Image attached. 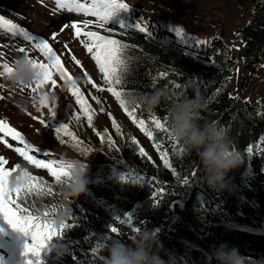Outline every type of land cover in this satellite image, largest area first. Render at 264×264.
Here are the masks:
<instances>
[{
    "label": "trees",
    "instance_id": "obj_1",
    "mask_svg": "<svg viewBox=\"0 0 264 264\" xmlns=\"http://www.w3.org/2000/svg\"><path fill=\"white\" fill-rule=\"evenodd\" d=\"M128 6L131 11L122 14L121 18L132 24L135 23V8ZM250 8L249 17L235 30L233 38L242 47L239 77L242 92L252 83L264 52V0H251ZM91 18L97 23L95 30L100 35L130 46L127 51L129 69L123 85L127 91L150 94L164 90L168 93V100L162 101L154 112H148L143 107L138 109L136 115L139 118H144L146 122L152 114L168 118L170 101L178 96L191 97L195 89L206 102L201 123L215 122L225 130L233 150L241 157V163L228 173V190L216 192L209 189L202 183V171L195 153L182 155L178 145H173L164 134L154 130V137H159L163 150L168 152L171 168H166L159 151L153 147V141L140 131L149 140V148L135 129L104 105L97 92L91 93L93 126H88L87 117L82 113H76L80 115L79 120L74 116L67 122L77 139L90 151L82 154L70 146L68 137H62L64 143L56 133L53 137L56 145L69 149L78 157L79 163L89 167L91 182L87 194L70 204L73 215L77 217L75 223L79 226L66 229L64 238H54L49 243L41 255L43 264H105L103 249L114 238L131 242L138 234L132 230L133 227L141 231L153 230L163 249L173 258V264H211L208 253L220 244L238 249L246 258V264H264V254L254 251L238 237L239 233L264 236V92L257 93L252 101L233 95L238 60L234 50L218 35L201 38L206 41L209 53L204 55L179 44H166L152 36L147 37L135 29L125 32L116 25L100 27L96 18ZM109 28L112 31H106ZM161 73L166 75L161 76ZM175 84L181 87L176 89ZM102 86L107 91L105 83L95 89ZM110 96L132 123L115 98ZM93 97L101 103L96 104ZM101 107L103 111H100ZM98 114L107 120L108 128L95 127ZM113 118L120 126L119 133L112 125ZM59 123L62 122H56ZM98 132L100 135H97ZM101 136L105 137L103 141ZM109 138L113 142L111 147ZM132 138L138 141L147 156H140ZM130 171L133 172L131 177ZM136 173L145 178L143 185L133 183ZM193 173L196 174L194 177ZM31 175L52 186L56 195L29 197L30 201L41 209L44 204L55 200L63 203L62 188L56 185L52 176ZM120 176L127 177L128 182H121ZM150 179L155 182L153 186L162 184L165 188L163 198L155 206L151 198L152 187L147 183ZM183 179H188L189 183L184 184ZM125 214H133L131 226L121 225L116 220V216L123 218ZM66 223L74 221L69 218ZM109 225L117 227L120 235L111 234ZM105 236L110 239L105 240ZM74 241L78 243L72 244ZM97 243L103 246L93 254L91 250ZM61 248L67 251L58 257ZM21 256L23 264L33 259L24 254Z\"/></svg>",
    "mask_w": 264,
    "mask_h": 264
},
{
    "label": "rangeland",
    "instance_id": "obj_2",
    "mask_svg": "<svg viewBox=\"0 0 264 264\" xmlns=\"http://www.w3.org/2000/svg\"><path fill=\"white\" fill-rule=\"evenodd\" d=\"M123 1L135 8L134 21L137 22L141 19L147 25L154 39L161 40L166 44H179L192 52L208 55L205 44L196 47L181 44L172 29L174 27L182 28L185 35L192 37L194 40L207 39L210 35L215 34L220 36L234 50L237 60L240 58L242 47L233 40L234 32L249 17L251 0H233L236 13L233 5L230 4L232 14H234V22L226 33L224 30H218L217 26L213 27V19L203 9V6L208 5L213 0H182L188 3L176 0ZM81 2H84V0H81ZM0 16L26 29L31 35L47 40L53 50L60 56L66 71L73 78L76 86L84 94L93 110L91 93L97 92L102 97L104 105L135 129L146 145L151 148L149 140L140 132L139 128L134 127L127 120L110 94L106 90L98 91L93 87V84L97 87L100 84L103 85L102 74L92 59V54L88 53L84 46L85 43H88L87 39L83 35L79 38L75 37L74 29L70 26L71 23L75 22L83 31L97 32L95 30L97 23L90 16H85L83 13L69 12L67 9L56 10L55 0H0ZM87 21H90V23L85 28L84 24ZM65 24H68L69 27L64 28ZM53 33L58 34L55 40L51 39ZM21 47L27 50L29 57L43 60L38 50L32 47V42L25 41L21 36H13L0 30V65L8 63L9 66H12L18 56H24V53L18 50ZM77 60L79 64H77ZM89 78H91V83ZM237 78L238 71L234 76L232 85L234 96L252 101L257 93L264 92V52L261 55V66L245 92L240 90ZM53 79L56 80V86L49 94L48 107L55 108L56 116L54 119L48 111V107L37 110L39 96L52 87L50 84L38 90L37 93H33L30 88L13 85L3 68L0 67V97H3L0 99V120H5L9 126L19 131L34 147L39 148L41 151L50 152V157L64 160L78 159L69 149L56 145L55 140L53 141L55 130L52 125L56 122L67 123L73 119L74 114L81 113L80 107L70 91L69 84L61 80L58 74H54ZM253 85H256V90L253 95H249L248 91ZM102 89H104L103 86ZM34 97L35 105L32 102ZM52 97L55 99L53 100ZM25 101H28V103L25 104ZM33 117H36V119H33ZM41 119L45 120L49 126L42 125L39 122ZM95 127L97 129L108 128V122L102 115L98 114ZM0 137H3L2 133H0ZM8 145H11V147ZM17 147H23V145L13 141L10 136L0 139V158L7 161L4 166L7 170L11 171L19 165L20 169L33 175L51 178L46 169L29 164L16 153L14 149ZM30 155L36 156L37 159H49V156L44 157L35 152L30 153ZM17 174L18 172L13 173L9 179L12 180ZM238 237L239 240L248 243L254 251L264 254V236L239 233ZM30 243V237L13 230L0 217V264H23L21 255L24 254L25 245Z\"/></svg>",
    "mask_w": 264,
    "mask_h": 264
},
{
    "label": "snow or ice",
    "instance_id": "obj_3",
    "mask_svg": "<svg viewBox=\"0 0 264 264\" xmlns=\"http://www.w3.org/2000/svg\"><path fill=\"white\" fill-rule=\"evenodd\" d=\"M56 10L67 9L69 12L83 13L85 16L95 17L99 26L104 27L105 25H116L119 29L125 32L128 29H135L140 33L146 34L147 37H151L152 33L149 31L148 27L144 22L139 19L135 23H127L121 18L122 14H127L131 10L128 4L122 2V0H55ZM90 21L85 22L84 27L87 28ZM71 28L74 29L75 37L79 38L83 35L88 43L84 46L87 52L92 54V59L98 66L99 72L103 74L104 83L107 85V91L115 98L119 106L123 109L125 114L131 119L132 123L136 125L139 130L150 140L153 141V147L159 151L160 157L163 160L164 166L166 168H171V164L168 159V152L164 151L162 148V143L159 137H154V130H158L160 133L164 134L165 138L176 145V143L171 139L168 118L158 117L155 114L150 116L148 122L144 118H139L136 113L138 109L142 106L137 105L135 108H129L127 106V100L132 96H146L148 93L134 94L125 89L124 79L126 73L129 69V58L127 56V51L129 49L128 44L122 43L118 39L110 38L108 36L100 35L95 31H83L82 28L75 22L71 23ZM69 27L68 24L64 25V28ZM0 30L10 33L13 36H21L25 41L32 42V47L38 50V52L43 57V60H37L29 57L27 50L24 47L18 50L24 53V56L28 58V62L31 64L32 68L41 74L40 81L31 87L33 93H37L38 90L43 89L46 85H51L48 91L42 92L39 96V107H48L49 94L52 89L56 86V80L53 79L54 74H58L59 78L63 80L66 84H69L70 91L75 97V102L80 107V112L87 117L88 126H93V109L88 101L85 99L84 94L76 86L73 78L68 74L64 65L61 62L60 56L51 47L49 42L45 39L38 38L31 35L26 29L18 26L15 23L5 19L0 16ZM63 31V29H62ZM106 31H112V29H106ZM178 41L186 46L196 47L198 45L205 44L204 40H194L192 37L186 36L182 28L174 27L172 29ZM57 33H53L51 39L55 40L57 38ZM65 47H67L65 45ZM75 59V57H73ZM46 61V62H44ZM79 64V61H76ZM4 72L10 76L13 72L11 66L8 63L0 65ZM87 75V73H85ZM161 76L166 75V73H161ZM91 83V78H89ZM118 86H120L118 88ZM95 88L96 85L93 84ZM174 87L179 89L181 86L175 84ZM103 91L104 89H98ZM3 97H0L2 99ZM96 104H100L101 101L93 97ZM35 105V97H34ZM48 111L51 113L53 119L56 116V111L54 107H48ZM100 111H103L101 107ZM77 120L80 119L79 114H74ZM36 119V117H33ZM45 127L49 124L45 120L41 119L39 121ZM112 125L116 129L117 133L120 132V126L117 124L115 119H112ZM57 138L64 143L62 137H68L71 141L70 146L82 154H87L90 150L83 146L81 141H79L76 135L70 130L67 123L53 124ZM106 131V130H105ZM0 133L3 137L10 136L13 141H17L23 145V147H17L14 149L25 161L31 165H35L37 168L46 169L48 173L55 179L56 185L60 186L62 189L70 181V168L76 161L64 160V159H37L36 156L30 155V153L35 152L41 156L48 157L51 155L48 151H41L39 148L34 147L30 144L24 136L17 131L15 128L9 126L5 120H0ZM97 135H100L98 132ZM0 137V139H3ZM103 141L104 136L100 137ZM132 143L136 144L139 150V154L142 157L147 156V153L143 147L139 146V143L135 138H132ZM109 147L112 146L113 142L111 138L108 139ZM11 147V145H8ZM179 151L183 150L179 148ZM251 152V149H249ZM150 159V157H149ZM7 163L6 160L0 158V217L15 231L22 233L24 236L30 237L31 243L26 244L24 248V255L26 257L30 256L33 259L27 260L26 264H43L41 260V255L44 250L48 247L49 243L53 239H62L65 237L66 229H73L79 225L75 223L77 217L73 215V210L70 207L71 202L67 205L55 200L51 203H46L43 205L42 209L38 208L34 201H30L29 197H52L56 195L53 192V187L46 185L44 182L40 181L37 177L32 176L29 172L19 168V165L15 166L11 171L7 170L4 166ZM81 166H87L81 163ZM18 172V174L10 180L12 174ZM173 174H175V169H173ZM133 175V172H129V177ZM193 177L196 175L192 174ZM136 179L133 181L135 184L143 185L146 181L145 178L136 173ZM120 180L123 183L128 182V178L120 176ZM184 184H188V179H183ZM147 183L152 187L151 198L153 201V206L160 202L165 193V188L162 186H153L154 181L148 180ZM15 193V195H13ZM61 211L68 212L70 218L74 223H63L57 227L55 224V218L60 214ZM82 215L86 213L81 212ZM116 220L119 221L121 225H132L133 214H125L123 218L119 215L116 216ZM111 234L120 235L117 227L108 226ZM134 232L138 233L141 229L133 227ZM105 240L110 239L109 236L104 237ZM78 243L76 241L72 242ZM102 243H97L95 248L91 250L93 254L102 247ZM67 251L61 248L58 252V257ZM76 257L73 256V260Z\"/></svg>",
    "mask_w": 264,
    "mask_h": 264
},
{
    "label": "clouds",
    "instance_id": "obj_4",
    "mask_svg": "<svg viewBox=\"0 0 264 264\" xmlns=\"http://www.w3.org/2000/svg\"><path fill=\"white\" fill-rule=\"evenodd\" d=\"M11 67L13 72L8 78L13 85L31 88L41 79V74L32 68L25 56H18ZM166 100L168 93L156 90L146 96L130 97L127 106L131 109L140 105L146 111L154 112ZM205 110L206 102L195 89L191 97L173 98L169 103V132L171 139L183 150L182 155L190 156L195 153L197 156L202 183L216 192H224L230 187L226 179L228 173L240 166L241 157L233 150L225 130L215 122L201 123V114ZM69 171L70 181L62 189V201L65 205L86 195L91 182L88 166L82 167L76 161ZM69 218L68 212L61 211L55 218V224L59 227ZM103 251L105 264H173V258L163 249L153 230H140L131 242L111 239ZM208 258L211 264H246V258L238 249L227 244L211 249Z\"/></svg>",
    "mask_w": 264,
    "mask_h": 264
},
{
    "label": "bare ground",
    "instance_id": "obj_5",
    "mask_svg": "<svg viewBox=\"0 0 264 264\" xmlns=\"http://www.w3.org/2000/svg\"><path fill=\"white\" fill-rule=\"evenodd\" d=\"M176 1L188 3L182 0H176ZM230 4L233 5L236 13V8L233 0H213L208 5L203 6L204 7L203 9H205L209 17H211L214 21L213 27L217 26L218 30L220 29L224 30L225 33L227 32V30H229V28H231L234 22V14H232V10H231L232 6H230ZM237 82H238V78H237ZM255 90H256V85L251 86L248 91V94L253 95Z\"/></svg>",
    "mask_w": 264,
    "mask_h": 264
},
{
    "label": "water",
    "instance_id": "obj_6",
    "mask_svg": "<svg viewBox=\"0 0 264 264\" xmlns=\"http://www.w3.org/2000/svg\"><path fill=\"white\" fill-rule=\"evenodd\" d=\"M166 1V0H165ZM241 53H242V51H241ZM240 58H241V54H240ZM239 77H240V59L238 60V80H239ZM49 158H52V159H55V157H50L49 156ZM70 160V159H69ZM71 160H75V161H77V162H80V160H78V159H74V158H72Z\"/></svg>",
    "mask_w": 264,
    "mask_h": 264
}]
</instances>
